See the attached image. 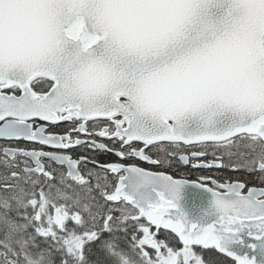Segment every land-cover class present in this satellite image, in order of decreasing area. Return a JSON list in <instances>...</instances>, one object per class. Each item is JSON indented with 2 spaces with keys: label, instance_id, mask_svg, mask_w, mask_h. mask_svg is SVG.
Instances as JSON below:
<instances>
[{
  "label": "snow or ice",
  "instance_id": "6c2138e0",
  "mask_svg": "<svg viewBox=\"0 0 264 264\" xmlns=\"http://www.w3.org/2000/svg\"><path fill=\"white\" fill-rule=\"evenodd\" d=\"M0 139L39 145L0 148V264H205L194 246L264 264V186L71 154L264 184V0H0ZM189 184L208 194L194 215Z\"/></svg>",
  "mask_w": 264,
  "mask_h": 264
},
{
  "label": "flooded vegetation",
  "instance_id": "af4514ba",
  "mask_svg": "<svg viewBox=\"0 0 264 264\" xmlns=\"http://www.w3.org/2000/svg\"><path fill=\"white\" fill-rule=\"evenodd\" d=\"M66 127L65 124H61L58 127L55 128H50L51 131H62L64 128ZM83 138V137H82ZM97 139L99 140L100 138L97 137ZM104 143L111 145V141L110 140H103ZM26 147V148H30V147H39V145H32L26 141L20 140V141H13V142H8L6 140H2L0 139V148L3 147ZM116 147L118 148L119 145L117 144ZM160 146L157 145L155 148H149L147 149L148 154L152 155L153 158L156 157H161L163 158L165 153L157 151L156 148H159ZM165 147L169 148L170 150V146L165 144ZM181 148L184 149L186 152L188 151H196L198 150L197 148L193 147L192 149H186V147L184 145H181ZM45 150H49V149H45ZM235 150V149H233ZM209 152H211V149H209ZM71 154L76 157V156H80V155H84L86 157H93L95 156V158L101 163H109V162H122V163H130V162H136L138 164V166L140 167H144L148 170H152V171H164L167 172L169 174H171L173 177H177V178H186L189 180H199L201 177L203 176H210L214 179L217 180H224L225 178V173L222 172H234L231 171L229 168L227 167H223V168H217V167H212V168H207V167H193V164L199 163L200 161H197L195 159L190 160V162L188 164H184L183 162L179 161L178 156L176 158H171L170 157V164H164V165H153L148 163L147 161H141L138 158H132L131 160L129 159H125V160H120V158H118L116 155L111 154V153H99V152H92V151H88L85 150L83 148H74L71 150ZM217 155H221L219 152H217ZM21 160L24 158H20ZM213 159L212 155H208L206 157L203 158V161L206 162L208 160ZM224 163L227 164L228 163V159L227 157H224ZM21 167H23V165L21 164ZM52 168H57L56 165H52ZM85 168L88 169H92L94 168V165L92 164H81L80 165V169L83 172L85 170ZM19 171V169H17ZM49 171H51L52 169H48ZM95 171L97 173H99L101 176H104V172L102 169L99 168H95ZM59 169L57 168V172L56 174H58ZM244 172V171H243ZM7 172L6 170L3 168V166H0V183H2L3 181V177L4 175H6ZM249 175H252V177L254 178V175H259V174H251V173H247ZM41 179H43V177H41ZM91 179V178H90ZM108 179L110 181H112L113 183L115 182L116 177L112 174H108ZM52 183H56V181H51ZM103 183V181H101ZM71 183V182H70ZM91 183L94 185L95 184V180L91 179ZM254 185V184H250ZM263 186V185H262ZM73 190L75 192H79L82 195L84 194L83 189L81 187H79L78 185L73 184ZM91 196L95 197L96 200H99L100 203H104L103 199L99 196V193L96 192L95 190L92 192ZM93 203H95V201H93ZM110 205L113 207H117L119 204L118 203H113L110 202ZM113 215H119V212L114 211ZM145 223H147L146 221H144ZM69 224L71 225V222H69ZM150 230H153V228H151Z\"/></svg>",
  "mask_w": 264,
  "mask_h": 264
},
{
  "label": "trees",
  "instance_id": "16d2710c",
  "mask_svg": "<svg viewBox=\"0 0 264 264\" xmlns=\"http://www.w3.org/2000/svg\"><path fill=\"white\" fill-rule=\"evenodd\" d=\"M222 173H225V177H231L233 179L239 177L241 180L249 181L250 184H254V185L258 184V185L264 186V184H260L257 179L253 178L252 175L246 174L243 171L222 172ZM165 232L166 230H159L157 232V238H163L165 235ZM168 234L171 236H174V234H172L171 232H168ZM118 235L122 236V233H118ZM120 243H121V246H124L122 240L120 241ZM177 246H181V245L177 244ZM194 250L197 251L198 254H201L202 259L204 260L205 264H213V262H215V264H232V261L230 258H226L223 254H219L216 250L209 249V250L202 251L199 246H194ZM90 259H95V258L91 257Z\"/></svg>",
  "mask_w": 264,
  "mask_h": 264
},
{
  "label": "water",
  "instance_id": "95a60500",
  "mask_svg": "<svg viewBox=\"0 0 264 264\" xmlns=\"http://www.w3.org/2000/svg\"><path fill=\"white\" fill-rule=\"evenodd\" d=\"M207 196L208 194L206 192L196 188L194 185H184L181 190L180 204L185 209V211H187L189 214L194 215L198 211V207L201 206L204 202H206Z\"/></svg>",
  "mask_w": 264,
  "mask_h": 264
},
{
  "label": "rangeland",
  "instance_id": "374dc122",
  "mask_svg": "<svg viewBox=\"0 0 264 264\" xmlns=\"http://www.w3.org/2000/svg\"><path fill=\"white\" fill-rule=\"evenodd\" d=\"M241 150L243 151L244 149L243 148H241ZM120 205H118L117 207H115V206H113V208H118Z\"/></svg>",
  "mask_w": 264,
  "mask_h": 264
}]
</instances>
